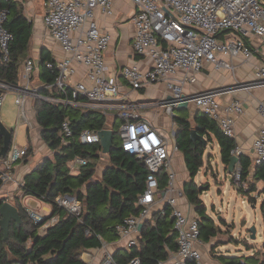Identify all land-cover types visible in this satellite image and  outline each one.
Segmentation results:
<instances>
[{"label": "built area", "instance_id": "built-area-1", "mask_svg": "<svg viewBox=\"0 0 264 264\" xmlns=\"http://www.w3.org/2000/svg\"><path fill=\"white\" fill-rule=\"evenodd\" d=\"M130 1L135 7L132 16L135 26L134 50L151 61V66L146 71L135 63L122 68L121 75L132 90L164 82L173 94L179 96L186 84L198 81V76L206 65L234 71L235 66L229 59L240 54L250 58L260 48L264 51V4L260 0ZM45 6V26L59 43L65 56L55 62H46L47 67L58 70L52 83L32 85L39 74L37 72L42 61L41 58L33 57L24 61L19 82L0 79V120L1 109L9 92L16 93L19 113L30 128L32 123L27 119L24 109L28 97L80 108L85 112H100L106 117L108 112H116L115 117L120 120V124L117 129H111L119 136L121 147L125 152L142 159L149 171L145 188L137 202L141 211L125 217L115 226L119 234L116 241L103 242L96 254L84 252L81 258L91 264L102 251V259L98 264H118L114 250L124 248L131 252L133 247L139 246L142 236L139 226L148 221L155 225L154 215H164L169 208L177 232L178 249L170 252L167 260H158L157 264H203L199 219L189 216L180 207L179 200L185 193L183 186L177 181L168 141L151 120L136 113L134 103L126 100L129 94L122 90L118 74L108 72L104 56L110 47L112 35L100 29L97 11L112 16L114 0H45ZM8 16V9L0 7V60L3 62L9 61V44L13 38L12 32L5 26ZM252 36L260 39L259 48L248 43V38ZM77 65L86 68L84 79H73ZM254 77L251 82L240 86H264V65L257 68ZM43 89H47L49 93H43ZM224 91H200L191 95L190 102H194L201 113L215 121L225 136L235 139L234 115L242 113L244 108L238 99L222 108L218 97ZM159 105L173 114L171 104L161 101ZM257 111L264 119V101L257 103ZM100 130L84 128L79 139L82 143H100ZM172 134L175 137L176 131L173 130ZM58 136L63 145L71 142L74 131L69 118L62 121ZM253 148L256 156L249 176L264 163V125L253 140ZM28 153V146L19 147L13 141L6 157L0 160L2 186L15 180V166ZM230 154L240 159L244 153L236 143L230 149ZM88 161L85 157L77 156L71 161L70 167L73 170L87 165ZM161 174L166 180L164 187H161ZM232 178L240 190L249 191V179H242L239 162ZM22 185L23 183L20 188ZM55 201L69 213L76 216L82 214L83 204L76 196L59 195ZM24 207L41 232L59 218L58 214H53L52 208L47 212L30 204ZM111 245H114V249H110ZM126 264H142V261L139 257H134Z\"/></svg>", "mask_w": 264, "mask_h": 264}, {"label": "trees", "instance_id": "trees-1", "mask_svg": "<svg viewBox=\"0 0 264 264\" xmlns=\"http://www.w3.org/2000/svg\"><path fill=\"white\" fill-rule=\"evenodd\" d=\"M16 2L18 1L0 0V7L9 11L5 26L13 34L9 44V61L0 60V79L12 83L19 82L21 65L30 56L33 27ZM41 60L39 78L43 83L54 82L58 70L46 66L47 61L55 62L54 57L43 50ZM42 92L49 93L47 89H43ZM33 106L41 127V136L54 155L46 157L35 170L25 175L21 190L25 196H34L49 204L53 214H58L59 218L41 232L17 197L15 205L20 211L22 223L19 226L16 222L11 223L7 240H4V232L0 227V264H87L81 258L84 252L101 248L103 242L116 241L119 234L115 226L125 217L141 211L137 202L145 188L148 168L142 159L123 150L115 131L109 164L103 169L102 176L94 179L96 162L101 157L102 146L100 143H82L79 134L84 128L97 130L106 128L107 117L100 112H85L80 108L38 98L35 99ZM65 118L70 119L74 136L69 144L63 145L58 135ZM175 119L179 124L176 142L185 155L186 165L191 174V180L183 186L184 193L189 202L196 207L199 215L200 239L209 242L217 237L220 231L213 219L207 215L206 208L202 205L203 200L199 196L200 188L195 182V177L203 166L206 146L201 142L192 141L190 130L193 126L187 117L176 115ZM194 122L201 126L200 133H207L209 139L211 135L217 139L222 161L228 170L230 149L235 146V139L225 136L217 123L200 111ZM116 125L117 120L112 127L117 129ZM13 133L12 131V135ZM2 145L3 139L0 137V149ZM77 156L87 158L88 164L75 167L77 170L71 172L70 163ZM239 164L241 177L247 180L251 167L250 158L242 154ZM161 175V187H164L166 180L165 176ZM254 178L264 180V163L256 168ZM2 184L0 171V187ZM255 189L256 186L250 183L249 191L245 193L250 194ZM59 195L76 196L83 204L82 214L76 216L58 206L55 200ZM6 200L7 197H1L0 205ZM261 207L264 212V202ZM154 218L155 225L150 221L144 224L139 246L133 247L131 252L124 248L114 250L118 264H126L134 257H139L142 264H157L158 260H167L170 252L178 249L177 232L169 208L164 215L155 214ZM218 257L225 264H252L254 258L225 254ZM257 263L258 259L255 264Z\"/></svg>", "mask_w": 264, "mask_h": 264}, {"label": "crops", "instance_id": "crops-1", "mask_svg": "<svg viewBox=\"0 0 264 264\" xmlns=\"http://www.w3.org/2000/svg\"><path fill=\"white\" fill-rule=\"evenodd\" d=\"M262 1L264 3V0ZM16 3L18 8H21L23 10V13L27 17V19L32 22L33 26L32 37L30 39L29 58H41L43 50L54 57L55 60L63 58L65 56V53L61 49L59 43L51 36L44 23V15L46 12L45 0H22ZM134 11V4L130 0H114V14L112 16H107L100 11H97V20L100 29L102 31H108L112 35L110 47L106 51L104 56L108 72L118 74V80L122 84V90L129 94L126 100L128 102L134 103L136 105V113L151 120L166 138V140L168 141V149L171 154L173 164L178 171L177 176L179 184L184 186L186 182L191 180V174L186 165L185 155L182 149L177 145L176 135L175 137H173L172 134L173 130L177 132L179 124L178 122H176L175 114L168 113L164 107L163 110H159V108L161 107L159 105V102L165 101L167 95L171 93V91L167 88L164 82L151 84L140 90H132L121 75L122 68L128 64L135 63L144 71L149 69L151 66V61L145 56L136 52L133 47L135 38V26L132 21V16L134 14ZM259 41L260 39L257 36L248 38V43L256 48H259ZM229 61L235 66L234 71L216 69L213 65L208 64L199 74L198 81L196 83L186 84L184 86L183 93L193 95L194 93L208 89L217 91L225 90L218 97L222 108L234 100L238 99L241 101L244 111L240 114L234 115L236 121L235 142L242 148L243 153L250 158L252 164L256 156L253 148V140L259 134L261 126L264 125V119L257 111V103L259 101H264V86L244 88L240 85L247 84L254 80V75L257 68L264 65V51L260 48L258 51L255 50V53L250 58H246L244 57V55L240 54L234 59H229ZM22 68L23 63L21 65L20 71ZM85 72L86 68L83 65H77V72L74 75L73 79H84ZM37 73H39V71ZM36 79L39 81V83L42 82L39 78V75H36ZM186 86H189L188 90H185ZM12 93L16 96L15 92ZM33 105L34 102L30 97H28L24 109L27 119H29V121L33 123L32 127H35L34 132L36 133V135H34V132L31 133L32 128L29 129V133H31L29 143L30 146H28L30 147L29 155L22 159L18 164H16L14 169L15 180L5 186H1L0 194H2V196L4 197H7L8 200L13 204H16L14 201L17 197H19L23 206L30 204L33 206H38L39 208L45 209L47 212H49L51 211V206L49 204L43 203L34 196H24L20 188V184L23 183L25 175L35 170L46 157H49L48 155L41 158L38 157L39 151L44 147L42 144L46 145L47 143L41 136V127L38 124L36 111ZM178 110L183 111L182 116L187 117L191 121L193 128H196L198 126L194 122V119L197 113H199V110L194 102H190L188 107H183ZM115 114L116 112L109 116L111 117L110 120L107 119L106 128L111 129L116 120L117 122L120 121L119 119H116ZM6 116L7 114L1 109V119L3 117L5 118ZM201 134L207 137L208 145L210 144V142H216L220 148L217 139L213 135H211V139H209V135L207 133L201 132ZM203 161L204 165V155ZM254 174L249 176L248 179L250 183L256 186V189L248 194V196L249 198L254 199L251 203H253V207H256V204L260 197H262V203L264 202V180L254 178ZM179 204L180 207L189 216L199 218V215L196 212V207L189 202L186 195L179 200ZM212 240L209 242H203L201 246V250L203 253V264H225L218 257V255H236L230 254L229 252V254H227V252H224V250L221 251L219 249V245L213 248L214 242ZM96 250H90L88 252L96 254L98 252ZM99 253L97 255V258L91 264H98L100 262L103 252L101 251ZM261 253L263 254L264 252ZM262 256L263 255H260V258H258L257 264L264 262V257Z\"/></svg>", "mask_w": 264, "mask_h": 264}, {"label": "rangeland", "instance_id": "rangeland-1", "mask_svg": "<svg viewBox=\"0 0 264 264\" xmlns=\"http://www.w3.org/2000/svg\"><path fill=\"white\" fill-rule=\"evenodd\" d=\"M260 2L263 3L262 0ZM38 83L39 81L35 78L32 85H38ZM188 88L189 86H186L185 90H188ZM15 98L16 96L12 92L8 93L2 108V111L7 116L3 117L1 121L8 129L14 132V143L18 144L19 147L30 146V136L34 132L35 127H32L31 133H29L31 128H29L25 119L21 117ZM30 98L33 102L35 101L34 98ZM159 110H163V107H160ZM111 114V111L108 112V120L111 119L109 117ZM173 114L182 116L183 111L176 109ZM119 124L120 121L117 122L115 128ZM34 135H36L35 132ZM42 145L44 147L39 151L38 157L41 158L46 155L53 157L54 152L48 148V145ZM100 155V159L96 162L94 179L101 177L103 169L109 164V154L101 152ZM204 159L205 163L196 176V183L199 188L202 187L203 189L202 192H199V196L203 200L202 205L205 206L207 215L213 219L214 224L217 226L216 228L220 231L218 236L212 240L214 242L213 248L219 245V249L221 251L224 250L227 254L252 256L254 258L251 263L255 264L256 259L260 258V255L264 257V253H261L264 252L262 197L259 198L256 207H253L251 202L254 199L249 198L245 191H241L237 187L232 178V173L225 169V165L220 158V148L216 142H210L205 150ZM76 168L73 170H77ZM174 169L177 174L178 171L175 166ZM70 171L72 172V169ZM1 197L4 196L0 194ZM252 226L257 229L256 238H251L248 231ZM110 249H114V245H111Z\"/></svg>", "mask_w": 264, "mask_h": 264}, {"label": "water", "instance_id": "water-1", "mask_svg": "<svg viewBox=\"0 0 264 264\" xmlns=\"http://www.w3.org/2000/svg\"><path fill=\"white\" fill-rule=\"evenodd\" d=\"M2 56V51L0 49V59ZM191 95L181 93L179 96H176L172 92L169 93L165 99L167 104H171L173 106V111L176 109H181L183 107H188L190 103ZM199 130H201V126L198 125L196 128H192L190 130V136L193 142H201L206 147L208 146V139L205 135H202ZM99 134L101 136V146H102V152L104 154H109L113 147V139H114V131L113 129L104 128L99 131ZM0 137L3 139V145L0 149V158H5L7 153L10 150V147L13 143V135L12 131L8 129L3 122L0 120ZM239 162V157L236 155H233L230 157V163L228 170L230 173L234 172V169L236 167V164ZM74 172V171H73ZM200 191L202 192V189L200 187ZM0 227L4 232V240H7L10 233V225L12 222H16V224L19 226L22 223V217L20 214V211L18 207L13 204L11 201L6 200L0 205ZM144 227V224H141L139 226L140 230ZM250 232L251 238H256L257 236V229L255 226H252L248 229Z\"/></svg>", "mask_w": 264, "mask_h": 264}, {"label": "bare ground", "instance_id": "bare-ground-1", "mask_svg": "<svg viewBox=\"0 0 264 264\" xmlns=\"http://www.w3.org/2000/svg\"><path fill=\"white\" fill-rule=\"evenodd\" d=\"M87 257V256H86Z\"/></svg>", "mask_w": 264, "mask_h": 264}]
</instances>
